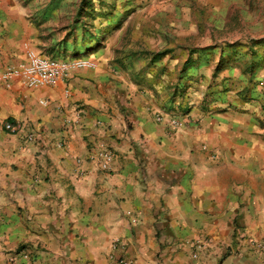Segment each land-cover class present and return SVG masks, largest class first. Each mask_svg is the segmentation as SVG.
<instances>
[{
	"label": "crops",
	"instance_id": "obj_1",
	"mask_svg": "<svg viewBox=\"0 0 264 264\" xmlns=\"http://www.w3.org/2000/svg\"><path fill=\"white\" fill-rule=\"evenodd\" d=\"M12 2L0 0V73L26 61V44L97 66L55 87L0 84V264H110L116 241L133 264H264V111L211 85L218 53L191 42L197 18L183 17L177 36L190 43L178 45L148 16L151 64L122 59L116 33L62 42L64 0ZM101 145L114 154L107 171Z\"/></svg>",
	"mask_w": 264,
	"mask_h": 264
},
{
	"label": "rangeland",
	"instance_id": "obj_2",
	"mask_svg": "<svg viewBox=\"0 0 264 264\" xmlns=\"http://www.w3.org/2000/svg\"><path fill=\"white\" fill-rule=\"evenodd\" d=\"M6 1H15L18 7L34 3V0ZM44 1L47 4L56 0ZM64 1L67 3L66 11L54 20V25L64 27L65 31H59L65 35L62 42L71 37V41L75 40L77 44L76 48L81 49L89 43H102V39L104 41L116 33L122 59L132 54L136 58L140 53L151 64L152 58L158 59L154 54L158 45L153 36L155 25L148 16L159 15L161 25H172L173 43L178 45L190 43L189 38L177 36L182 31L183 17H196L200 38L195 36L191 42L200 43L203 58H207L210 49L218 53L214 57L220 66L214 71L211 85L216 84L215 87L224 91H227L226 87L231 89L233 86L236 97L264 111V0H200V5L198 0ZM57 30H53L54 35ZM50 48L56 52V47ZM124 72L130 74L129 71Z\"/></svg>",
	"mask_w": 264,
	"mask_h": 264
},
{
	"label": "built area",
	"instance_id": "obj_3",
	"mask_svg": "<svg viewBox=\"0 0 264 264\" xmlns=\"http://www.w3.org/2000/svg\"><path fill=\"white\" fill-rule=\"evenodd\" d=\"M26 61L17 66H9L0 73V84L10 87L11 84L19 80L26 87L31 89H40L45 87H55L64 78H66L71 71L82 69H95L97 64L89 58L57 60L46 57L28 44L25 45ZM173 125L178 127V121L173 120ZM5 128L10 132H15L17 129L11 123H6ZM29 141H34V136L28 137ZM98 153L99 167L107 171L111 168L114 154L110 148L101 145ZM118 241L113 243L112 251L108 255L110 264H133L131 259L124 256H117ZM254 245L264 250V243L254 241ZM211 246L210 239H203L192 244L195 249L193 253L194 259H199V253L203 250L209 249Z\"/></svg>",
	"mask_w": 264,
	"mask_h": 264
}]
</instances>
